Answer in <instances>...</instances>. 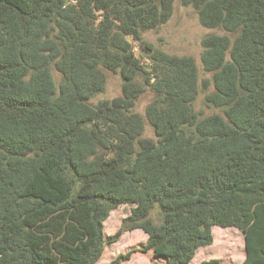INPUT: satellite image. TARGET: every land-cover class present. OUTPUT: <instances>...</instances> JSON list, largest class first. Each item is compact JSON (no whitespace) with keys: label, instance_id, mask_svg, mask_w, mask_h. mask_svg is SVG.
Returning a JSON list of instances; mask_svg holds the SVG:
<instances>
[{"label":"trees","instance_id":"1","mask_svg":"<svg viewBox=\"0 0 264 264\" xmlns=\"http://www.w3.org/2000/svg\"><path fill=\"white\" fill-rule=\"evenodd\" d=\"M173 3L0 0V264H97L135 230L145 246L109 264L136 252L190 264L215 226L242 232L241 264H264V0H179L204 29L233 35L201 40L206 102L222 111L201 119L196 61L142 38ZM105 71L121 94L93 105ZM123 205L129 216L105 238Z\"/></svg>","mask_w":264,"mask_h":264},{"label":"rangeland","instance_id":"2","mask_svg":"<svg viewBox=\"0 0 264 264\" xmlns=\"http://www.w3.org/2000/svg\"><path fill=\"white\" fill-rule=\"evenodd\" d=\"M209 35H233L223 32L221 29L208 30L200 26L196 12L191 7H183L179 0H174L173 12L169 21L154 31L142 34L143 41L152 45L155 49L174 56L192 57L197 64L199 77V93L192 104L198 118H205L211 115H221L219 108L206 102V96L214 92L211 83V74L203 71L200 64L202 52L201 40ZM56 82L59 77L53 73ZM105 88L103 93L96 95L90 103L95 105L99 101L112 100L121 94V79L119 75L105 71ZM209 81L207 88H203V82ZM154 99L150 89L136 101L133 112L144 116L147 105ZM143 138L155 140L153 130L144 120ZM131 207L120 206L109 213L103 223V235L105 238L115 234L121 227L123 220L129 216ZM213 243L210 246L199 248L190 264H200L203 261L219 260L220 264H241L245 256L244 237L240 230L235 227L221 228L212 227ZM146 235L140 231L125 232L119 241L114 244H105L102 256L97 264H109L118 255H124L133 249H141L145 246ZM151 252L145 254L136 252L130 256L128 261L121 264H158Z\"/></svg>","mask_w":264,"mask_h":264},{"label":"crops","instance_id":"3","mask_svg":"<svg viewBox=\"0 0 264 264\" xmlns=\"http://www.w3.org/2000/svg\"><path fill=\"white\" fill-rule=\"evenodd\" d=\"M244 258H245V256H244Z\"/></svg>","mask_w":264,"mask_h":264}]
</instances>
